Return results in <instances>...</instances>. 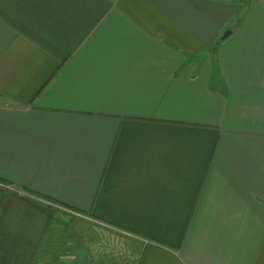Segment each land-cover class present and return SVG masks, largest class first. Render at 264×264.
<instances>
[{
    "label": "crops",
    "instance_id": "0c3cea01",
    "mask_svg": "<svg viewBox=\"0 0 264 264\" xmlns=\"http://www.w3.org/2000/svg\"><path fill=\"white\" fill-rule=\"evenodd\" d=\"M58 213L139 237L90 222L109 264H264V0H0V264Z\"/></svg>",
    "mask_w": 264,
    "mask_h": 264
},
{
    "label": "rangeland",
    "instance_id": "374dc122",
    "mask_svg": "<svg viewBox=\"0 0 264 264\" xmlns=\"http://www.w3.org/2000/svg\"><path fill=\"white\" fill-rule=\"evenodd\" d=\"M55 208L63 209L59 205ZM64 210V209H63ZM81 216L79 219L73 218L71 215L58 213L54 226L51 228L49 237L47 238L41 254L36 264H109L113 259V247L106 248L101 247L98 249L97 254L92 252L89 239L94 236L93 228H91V223L97 225L100 229L105 230L104 232L98 234L96 240H102L107 236L109 239L112 237H129L127 231H120L119 229L112 228L109 229L107 224L92 218L89 215ZM91 222V223H90ZM107 232V233H105ZM112 232V234L110 233ZM135 238H139L133 233H129ZM129 237V238H131ZM96 240L92 242H96ZM101 241V242H102ZM130 241V240H129ZM113 243V241H112ZM132 246V245H131ZM130 246V247H131ZM86 251L85 253H81ZM93 254V258L91 255ZM118 258L129 261L128 256H123ZM122 264V263H121ZM124 264V263H123ZM129 264V263H128Z\"/></svg>",
    "mask_w": 264,
    "mask_h": 264
},
{
    "label": "built area",
    "instance_id": "2783aa9c",
    "mask_svg": "<svg viewBox=\"0 0 264 264\" xmlns=\"http://www.w3.org/2000/svg\"><path fill=\"white\" fill-rule=\"evenodd\" d=\"M41 200H42V199H41ZM42 201H45V202H47V203H49V204H51V205H53V206H57L56 203H53V202H50V201H47V200H42ZM59 207H60V206H59ZM75 214H76V213H75ZM76 215L86 217L85 215H82V214H79V213H77Z\"/></svg>",
    "mask_w": 264,
    "mask_h": 264
},
{
    "label": "water",
    "instance_id": "95a60500",
    "mask_svg": "<svg viewBox=\"0 0 264 264\" xmlns=\"http://www.w3.org/2000/svg\"><path fill=\"white\" fill-rule=\"evenodd\" d=\"M229 33H230V31L228 30V31L225 33V35H224V36H227Z\"/></svg>",
    "mask_w": 264,
    "mask_h": 264
}]
</instances>
